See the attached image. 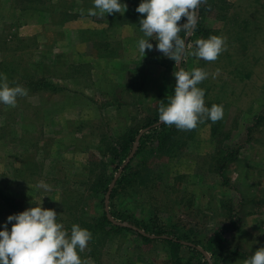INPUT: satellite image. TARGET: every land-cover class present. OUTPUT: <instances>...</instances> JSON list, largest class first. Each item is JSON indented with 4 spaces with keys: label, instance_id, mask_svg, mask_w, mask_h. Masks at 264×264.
<instances>
[{
    "label": "rangeland",
    "instance_id": "374dc122",
    "mask_svg": "<svg viewBox=\"0 0 264 264\" xmlns=\"http://www.w3.org/2000/svg\"><path fill=\"white\" fill-rule=\"evenodd\" d=\"M44 1L0 0V74L8 84L9 75H27L62 88L27 93L14 107L0 104V190L23 211L40 203L55 210L69 234L74 224L89 230L78 253L83 264H174L163 237L144 241L126 223L100 222L106 195L87 183L92 168L109 177L122 169L116 172L100 138L131 136L157 118L173 94L177 63L140 31L141 0H121L123 15L95 16L88 14L93 0ZM204 1L215 6L198 9L197 22L210 33L186 35L182 68L208 73L197 87L205 106H222L223 116L178 130L165 152L149 148L138 156L116 202L131 218L192 233L202 245L226 229L218 251L236 249L241 255L226 264H244L264 247V0ZM213 35L225 41L215 61L191 55L198 39ZM141 38L153 44L144 57ZM234 150L221 177L219 158ZM18 213L0 200V225ZM179 257L194 263L184 247Z\"/></svg>",
    "mask_w": 264,
    "mask_h": 264
},
{
    "label": "clouds",
    "instance_id": "9594fccd",
    "mask_svg": "<svg viewBox=\"0 0 264 264\" xmlns=\"http://www.w3.org/2000/svg\"><path fill=\"white\" fill-rule=\"evenodd\" d=\"M204 0H141L135 11L141 14L139 29L144 37H156L157 51L177 64H182L186 53V42L180 32L190 34L197 24V10ZM127 11L121 0H93L88 14L111 15ZM182 17L186 22L179 24ZM141 38L137 47L144 57L146 50H153L151 39ZM225 41L219 36L198 39L191 53L197 59L215 61L224 50ZM175 77L174 94L168 104L159 109L161 124L178 130H192L199 122L213 123L223 116V108L213 104L205 106L203 89L197 87L208 73L201 68L185 71L179 68ZM27 95L22 86L10 87L7 77L0 74V104L15 106L17 97ZM41 187L48 189V185ZM55 210L44 209L42 203L35 207L9 215L0 225V264H83L79 252H83L91 240V233L79 225H72L71 232L57 222ZM9 225L11 228L9 229ZM244 264H264V247L255 251Z\"/></svg>",
    "mask_w": 264,
    "mask_h": 264
},
{
    "label": "trees",
    "instance_id": "16d2710c",
    "mask_svg": "<svg viewBox=\"0 0 264 264\" xmlns=\"http://www.w3.org/2000/svg\"><path fill=\"white\" fill-rule=\"evenodd\" d=\"M28 1L30 3L35 2L36 4H45L46 2L44 0ZM213 6L215 5H212L210 3L206 4L204 1L198 8L199 13H201L205 8L212 9ZM191 33L198 38H202L210 32L208 30L202 29L197 22L195 29ZM180 37L185 40V32L182 31L180 33ZM190 39L191 37L189 38V40ZM165 65L167 66L168 63ZM182 66H184V62H182V64L180 65L181 68ZM175 70L178 71L179 69L175 67ZM9 77V85L11 87L22 86L27 90V93L36 94L39 92L47 91L54 93L62 90V88L57 87L44 79H38L27 75H19L18 77H16L17 79L11 75H9ZM173 94L171 95V97L173 96ZM142 130L144 131L140 135L139 141L137 143L135 139L139 133H132L131 136L127 134L125 137H122L119 140L116 138L114 140L111 139L112 141H108L106 136L101 137L99 140L101 146L105 150V153L109 155L114 164H116V172L117 169L122 166V171L110 191L108 190L114 175H110L109 177V175L104 171L94 168L90 170V174H94V178L92 180H89L87 183V185H90V189L96 193H100L103 195H107V193L109 194L107 201V211L103 209L102 216L99 221L104 222L106 225L112 228H118L116 226V223H126L128 227L124 229L134 232L137 236L140 237V239L144 241H151L152 239L148 237L151 235H153L155 239H157L158 237H163L164 241H166L170 245V257L171 261L174 262V264H186L182 263L181 258L179 257V249L181 247H184L191 254L190 260L194 261L193 264H226L231 262L237 256H240L241 254L236 249L229 250L225 253H221L220 251H218V248L223 247L226 243V229H217L213 233V235H211L207 239L205 245H202L192 233H181L176 229L158 224L153 220L146 221L142 219H133L128 214L126 215V213L121 212V210L119 209V204L116 202V198L118 196V191L124 184L125 180L130 176V173L132 172V174L134 175L133 170L135 171L136 169L133 168L134 165L132 161H134L138 156L142 155L149 148L154 149L158 152L167 151L168 147L174 142L175 136L178 132V129L174 125L168 126L161 124V122L159 121V116L155 119H148ZM135 143L137 144V146L135 154L133 155V159H129V161L126 162L131 153V146ZM236 153L237 151L234 150L226 155L220 156L217 171L221 177L224 176V170L227 164L230 162V158H236ZM95 171L98 172L96 173ZM135 176L139 177V172H136ZM0 200L10 210L18 212L23 211L22 203L20 201L11 196L4 195L1 190ZM107 214L110 216V218L107 216ZM232 224L233 226H235L234 223ZM140 232H143L145 235L139 234Z\"/></svg>",
    "mask_w": 264,
    "mask_h": 264
},
{
    "label": "water",
    "instance_id": "95a60500",
    "mask_svg": "<svg viewBox=\"0 0 264 264\" xmlns=\"http://www.w3.org/2000/svg\"><path fill=\"white\" fill-rule=\"evenodd\" d=\"M197 12H198V10H197ZM191 32H192V31H191ZM190 34H191V33H190ZM190 34H189V35H190ZM189 35H188V37H189ZM188 37L185 39V42L187 41ZM179 67H180V64H177V68H178V69H179ZM143 131H144V130H141V131L139 132L138 136L136 137V139H135L136 143L139 141V137H140V135L142 134ZM136 143H135V147H134L133 150L131 151V153H130L129 157L127 158L126 162L129 161V159L132 157L133 153L135 152V150H136V146H137ZM125 164H126V163H125ZM121 171H122V169H120V170L118 171V173L116 174V176H115L114 179L112 180V182H111V184H110V186H109V190H108V191H110V190L112 189V187L114 186V184H115V182H116L118 176L120 175ZM108 195H109V194L107 193L106 198H105V205H106V206H107V203H108V202H107V201H108ZM105 211H107V207H105ZM107 216L109 217L108 214H107ZM109 218H110V217H109Z\"/></svg>",
    "mask_w": 264,
    "mask_h": 264
}]
</instances>
